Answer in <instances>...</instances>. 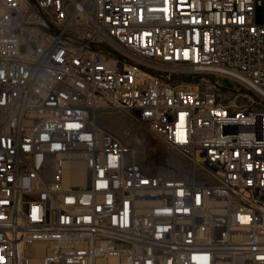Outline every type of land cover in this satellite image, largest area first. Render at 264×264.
Returning <instances> with one entry per match:
<instances>
[{"label":"built area","instance_id":"built-area-1","mask_svg":"<svg viewBox=\"0 0 264 264\" xmlns=\"http://www.w3.org/2000/svg\"><path fill=\"white\" fill-rule=\"evenodd\" d=\"M0 74V264H264V0H0Z\"/></svg>","mask_w":264,"mask_h":264},{"label":"rangeland","instance_id":"rangeland-1","mask_svg":"<svg viewBox=\"0 0 264 264\" xmlns=\"http://www.w3.org/2000/svg\"><path fill=\"white\" fill-rule=\"evenodd\" d=\"M222 85L230 90L236 89L225 81ZM98 120L104 130L115 135L134 152L130 157L135 158L144 171L167 178H191L187 160L127 114L109 112L99 116ZM200 174L196 177L198 183L208 184L209 181L202 179Z\"/></svg>","mask_w":264,"mask_h":264},{"label":"bare ground","instance_id":"bare-ground-1","mask_svg":"<svg viewBox=\"0 0 264 264\" xmlns=\"http://www.w3.org/2000/svg\"><path fill=\"white\" fill-rule=\"evenodd\" d=\"M73 174L74 177L72 176ZM66 183L83 185L85 183L84 179V167L81 164H73L68 170V175L66 177ZM33 254L36 256H41L43 254V249L40 246H36L33 250Z\"/></svg>","mask_w":264,"mask_h":264},{"label":"snow or ice","instance_id":"snow-or-ice-1","mask_svg":"<svg viewBox=\"0 0 264 264\" xmlns=\"http://www.w3.org/2000/svg\"><path fill=\"white\" fill-rule=\"evenodd\" d=\"M0 76H2V74H0Z\"/></svg>","mask_w":264,"mask_h":264}]
</instances>
